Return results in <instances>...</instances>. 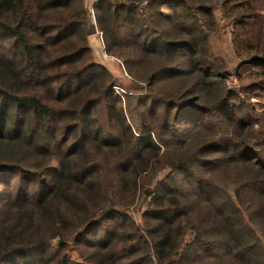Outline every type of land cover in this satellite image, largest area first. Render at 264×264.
Here are the masks:
<instances>
[{
  "label": "trees",
  "instance_id": "obj_1",
  "mask_svg": "<svg viewBox=\"0 0 264 264\" xmlns=\"http://www.w3.org/2000/svg\"><path fill=\"white\" fill-rule=\"evenodd\" d=\"M263 9L98 0L94 24L83 0H0V264H264Z\"/></svg>",
  "mask_w": 264,
  "mask_h": 264
},
{
  "label": "rangeland",
  "instance_id": "obj_2",
  "mask_svg": "<svg viewBox=\"0 0 264 264\" xmlns=\"http://www.w3.org/2000/svg\"><path fill=\"white\" fill-rule=\"evenodd\" d=\"M84 1V0H83ZM214 13L218 18L219 21V29L216 33L212 34L210 37V46L211 50L214 55L221 57L223 59L224 64L226 65L225 70L228 74V84L230 86L236 85V78L234 75L235 68L237 67L238 63L240 62V58L237 57L235 51L233 50V46L231 43V32H230V25L227 23L226 19L222 16V9L219 4H216L214 7ZM264 13V9H263ZM93 32L89 35L88 41L90 38L100 37L101 41V33L99 30L94 26ZM103 44V41H102ZM92 50V49H91ZM105 51V50H104ZM110 61L112 62L111 65V72L116 77L117 83L113 87L119 92H131L136 91L137 93H141L140 90L142 85L140 82L133 80L126 72H124L123 67L120 63L119 59L115 57H111ZM141 200L137 201L136 204L131 208V214L135 220L140 219V213L142 210ZM71 255L73 258L78 259L77 253L75 251H71Z\"/></svg>",
  "mask_w": 264,
  "mask_h": 264
},
{
  "label": "water",
  "instance_id": "obj_3",
  "mask_svg": "<svg viewBox=\"0 0 264 264\" xmlns=\"http://www.w3.org/2000/svg\"><path fill=\"white\" fill-rule=\"evenodd\" d=\"M89 47L92 49L93 56L98 63H101L111 71L112 62L110 61L112 56H108L104 51V46L100 37L90 38L88 41Z\"/></svg>",
  "mask_w": 264,
  "mask_h": 264
},
{
  "label": "built area",
  "instance_id": "obj_4",
  "mask_svg": "<svg viewBox=\"0 0 264 264\" xmlns=\"http://www.w3.org/2000/svg\"><path fill=\"white\" fill-rule=\"evenodd\" d=\"M98 0H84V4L85 6L89 9L90 11V16L92 19V22L94 24H96V20H95V14H94V5Z\"/></svg>",
  "mask_w": 264,
  "mask_h": 264
}]
</instances>
